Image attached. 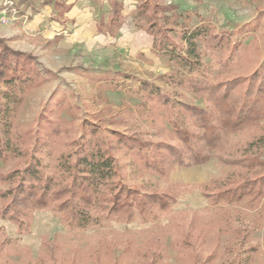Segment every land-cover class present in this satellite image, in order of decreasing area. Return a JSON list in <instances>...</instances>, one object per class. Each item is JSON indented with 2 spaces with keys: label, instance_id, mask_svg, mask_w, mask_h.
Here are the masks:
<instances>
[{
  "label": "trees",
  "instance_id": "obj_1",
  "mask_svg": "<svg viewBox=\"0 0 264 264\" xmlns=\"http://www.w3.org/2000/svg\"><path fill=\"white\" fill-rule=\"evenodd\" d=\"M134 1V26L152 37L151 52L173 68L158 76L171 92L147 80H139L133 91L140 99L133 119L144 121L143 128L106 129L107 124L127 121L118 114L82 120L77 131L73 121L50 118L55 109L43 107L34 127L17 130L16 117L26 96L53 73L33 53L11 47L0 36V161L22 164L0 169V217L15 224L18 235L30 233L35 211L51 212L68 231L101 227L110 220L153 224L166 218L169 246L182 264H212L219 254L202 255L198 249L222 242L225 252L237 250L226 264H252L258 247L251 244V235L264 228V60L248 75H225L251 61L254 46L244 39L257 29L261 15L238 27L240 38L233 39L209 19L197 16L198 23L189 25L191 14L177 12L174 2ZM107 2V19L100 16L97 31L115 36L125 21L123 2ZM43 5H50L51 20L60 22L73 3L42 0ZM206 58L217 68L212 78L206 73ZM182 90L203 98L209 107L184 102ZM54 100L61 103V98ZM235 135L243 139L232 140ZM121 150L130 155L129 165L136 172L163 180L176 167L201 165L212 156L230 169L195 186L207 200L204 208L175 212L179 195L195 187L182 182L166 189L127 185L117 157ZM42 153L51 158L52 173ZM0 235L1 258L3 248L15 240L1 226ZM157 240L143 264L161 263ZM43 246L46 253L37 264L56 247Z\"/></svg>",
  "mask_w": 264,
  "mask_h": 264
},
{
  "label": "rangeland",
  "instance_id": "obj_2",
  "mask_svg": "<svg viewBox=\"0 0 264 264\" xmlns=\"http://www.w3.org/2000/svg\"><path fill=\"white\" fill-rule=\"evenodd\" d=\"M166 1L178 4L177 12L191 14L189 25L198 23L197 16L209 19L218 32H231L233 39L240 38L235 33L238 27L261 15L257 29L244 39V43L254 46L251 61L241 63L225 77L248 75L264 60V0ZM41 2L42 0H28L25 3H19V0H0V36L11 47L33 53L41 67L53 73L49 81L26 96L16 117V129L23 131L34 127L43 107L55 109L48 114L50 118L73 121L77 131L82 120L108 118L118 114L126 116L127 121L107 124L106 129L127 132L136 127L143 128L144 121L137 123L133 119L139 103L132 106L123 101L120 105H115L105 95L106 91L118 90L138 98L133 91L139 80H147L164 91H172L158 76L173 68L165 66L164 60L151 53L152 37L134 26L135 1L122 0L125 21L113 37L99 34L96 30L100 16L106 18L109 12L107 0H67L68 3H73V7L69 18L65 17L60 22L51 20L52 7L41 6ZM57 35L61 36L58 40L55 39ZM145 53L153 59L144 57ZM205 62L208 63L206 73L212 78L216 75L217 68L209 58ZM122 74L130 77L125 78ZM55 90L54 99L61 98L60 104H56L54 99L49 100L50 94ZM181 92V100L184 102L206 109L209 107L203 98L185 90ZM104 134H107L105 130ZM231 139L235 141L243 138L235 135ZM41 157L47 165V171L52 173L51 158L44 153ZM117 157L124 182L127 185H143L146 189H166L175 182L195 187L230 169L212 156L201 165L176 167L169 178L163 180L155 175L136 172L129 165L130 155L122 150L117 153ZM21 165L11 159L0 161V169L4 171ZM206 205V198L195 187L179 195L173 210L191 211ZM248 221L251 223L252 219L248 218ZM166 222V218L153 224L110 220L101 227L68 231L51 212L35 211L30 233L18 235L15 224L0 217L4 234L15 240L3 248L0 264H37L39 256L46 253L43 246L45 242L53 243L56 247L52 256L45 258L41 264H143L149 260L147 255L153 251L156 237L163 255L160 264H182L169 246L170 233ZM2 237L0 235V241ZM251 244L258 247L252 264H264V228L255 229L251 235ZM225 246V242L219 245L206 244L198 251L202 255L216 251L219 255L212 264H226L237 250L232 246L233 252H225Z\"/></svg>",
  "mask_w": 264,
  "mask_h": 264
},
{
  "label": "crops",
  "instance_id": "obj_3",
  "mask_svg": "<svg viewBox=\"0 0 264 264\" xmlns=\"http://www.w3.org/2000/svg\"><path fill=\"white\" fill-rule=\"evenodd\" d=\"M73 7V5H72ZM72 7L70 8V10L65 14L64 18L67 17L69 18V13L71 12V9ZM109 13V12H108ZM108 16V14H107ZM107 16L105 18V20L107 19ZM123 26V25H122ZM121 26V28H122ZM120 28V29H121ZM119 29V30H120ZM96 30H97V23H96ZM98 32V31H97ZM99 34H103V33H99ZM108 35V34H107ZM109 36V35H108ZM109 37H113V36H109ZM152 53V52H151ZM144 57L148 58V59H153L151 55H148V54H144ZM105 95L108 97V99L110 101H112L113 103H115V105H120L123 101H127L129 104H131L132 106H136L138 103H139V99L134 97V96H131V95H127L125 93V91H118V90H115V91H106L105 92Z\"/></svg>",
  "mask_w": 264,
  "mask_h": 264
}]
</instances>
